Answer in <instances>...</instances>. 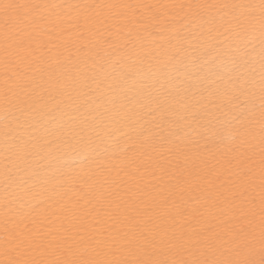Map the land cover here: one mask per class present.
<instances>
[{"label": "snow or ice", "instance_id": "obj_1", "mask_svg": "<svg viewBox=\"0 0 264 264\" xmlns=\"http://www.w3.org/2000/svg\"><path fill=\"white\" fill-rule=\"evenodd\" d=\"M0 264H264V0H0Z\"/></svg>", "mask_w": 264, "mask_h": 264}]
</instances>
